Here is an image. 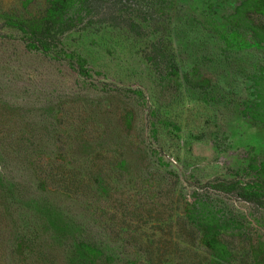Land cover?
I'll return each mask as SVG.
<instances>
[{
  "label": "rangeland",
  "instance_id": "1",
  "mask_svg": "<svg viewBox=\"0 0 264 264\" xmlns=\"http://www.w3.org/2000/svg\"><path fill=\"white\" fill-rule=\"evenodd\" d=\"M22 2L0 7L19 11ZM45 2L33 0L29 11ZM120 9L143 19L141 37L109 22L62 38L87 59L91 79L23 53L17 34L0 29V129L31 150L7 175L32 185L38 172L51 175L37 201L53 208L66 240L96 243L111 258L105 264H148L137 239L153 246L158 264L169 254L175 264H213L174 220L195 195L215 205L218 221L229 220L218 262L264 264L263 206L220 187L248 188L264 176V103L255 108L259 93L264 100V45L253 34L264 35V2L127 0ZM233 29L238 46L227 49L220 37ZM46 248L52 254L33 264H71L57 244ZM17 259L0 250V264Z\"/></svg>",
  "mask_w": 264,
  "mask_h": 264
},
{
  "label": "trees",
  "instance_id": "2",
  "mask_svg": "<svg viewBox=\"0 0 264 264\" xmlns=\"http://www.w3.org/2000/svg\"><path fill=\"white\" fill-rule=\"evenodd\" d=\"M124 1L127 0H46L43 10L31 12L29 6L33 0H23L22 9L19 11L3 10L0 7V29L10 30L17 34V41L23 46V53L63 62L81 77L91 79L94 70L88 66L87 59L76 51L66 49L62 38L69 32L86 29L87 26L91 28L94 25H106L109 22L113 27L129 30L136 37H141L145 33L144 21L143 19L138 21L139 17L123 15L120 6ZM247 1L255 5L260 0ZM238 31L233 29L230 35H221L220 38L227 49L238 46L236 42ZM253 34L254 39L264 45V35L261 29L260 32L253 30ZM172 69L174 72L170 73V76L177 75L176 67L173 66ZM257 84L260 85V81H257ZM262 88L264 90V85ZM138 94L143 96L141 92ZM258 98L259 101L255 108L264 103L263 98L260 103V93ZM250 112L253 115L258 114V112L253 113L249 108L245 113ZM254 118L260 119L255 116ZM25 140L23 136L20 137L13 132L8 133L0 129V250L9 248L10 254L18 258L19 264H33L37 255L52 254L46 248L51 241V245H58L62 255H70L71 264H100L102 261H104L102 264H105L111 261L110 257L105 260L104 253L98 249L96 243H89L84 239H67V241L65 238L69 237V234L53 219V208L37 201V193L42 192L43 182L50 179L51 175L45 177V174L38 172L37 176L34 175L36 180L33 181V185L30 181L15 180L7 175V170L14 162L31 152ZM62 182L66 183V180ZM31 185L37 189V192L32 193L34 191L29 190ZM220 187L228 192L239 191V194L247 201L255 200L264 209V176H260L257 183L248 188L236 183H224ZM66 190H70L69 187ZM201 198L195 195L194 202L185 208L182 216L175 215L174 220L180 222L181 228L191 230L193 240L194 238L198 240L197 246L193 242V251L203 250V253L216 259V261L213 259V264H221L218 260L221 259L222 254L227 252V247L223 239H219V231L229 224V220L219 219L218 221L217 214L214 213L215 205L211 202H202ZM216 225L218 229L220 228L219 230H216ZM6 241L12 244L9 247L7 245L2 247L1 242L3 244ZM136 241L140 250L144 252L148 264L164 262L155 256L153 251H150L153 246H147V241L142 240L145 243L139 239ZM174 247L178 248V243H175ZM173 260L174 257L169 254V257L165 259L168 262L165 264H175Z\"/></svg>",
  "mask_w": 264,
  "mask_h": 264
}]
</instances>
